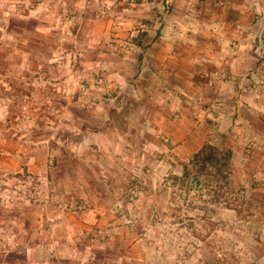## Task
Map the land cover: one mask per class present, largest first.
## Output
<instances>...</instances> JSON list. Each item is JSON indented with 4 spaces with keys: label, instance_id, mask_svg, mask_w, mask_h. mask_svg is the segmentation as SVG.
Masks as SVG:
<instances>
[{
    "label": "rangeland",
    "instance_id": "rangeland-1",
    "mask_svg": "<svg viewBox=\"0 0 264 264\" xmlns=\"http://www.w3.org/2000/svg\"><path fill=\"white\" fill-rule=\"evenodd\" d=\"M116 21L122 28L116 37L97 38ZM167 24L176 50H210L207 56L180 50L172 54L176 63L194 65L203 57L221 66L219 82L227 73L236 78L212 87L224 99L219 103L236 111L223 119L228 127L210 128L202 146L233 153L230 166L219 167L223 175L191 165L202 148L183 161L188 154L178 140L165 143L171 145L165 153L156 150L165 164L152 158L129 164L121 147L115 150L120 160L103 166L97 147L81 149L75 133L61 128L68 132L58 136L48 128L65 106L85 120L90 106L114 100L115 91L102 90L109 69L97 65L126 58V72L136 78L149 50L167 42ZM99 40L115 45L106 56ZM41 70L62 82L45 103ZM260 108L264 0H0V144L17 158L0 159V220L6 222L0 264H264ZM129 112L120 119L131 120ZM93 115L87 120L96 122ZM32 154L43 162L38 175L21 164L20 157Z\"/></svg>",
    "mask_w": 264,
    "mask_h": 264
},
{
    "label": "crops",
    "instance_id": "crops-1",
    "mask_svg": "<svg viewBox=\"0 0 264 264\" xmlns=\"http://www.w3.org/2000/svg\"><path fill=\"white\" fill-rule=\"evenodd\" d=\"M34 17L36 18L37 16ZM131 23L128 22V25H131ZM105 27L101 35H97V38L116 37V32L122 29L118 27L117 21L114 24L109 23ZM171 28V24L166 25L164 33L168 38L164 37V39L167 42H163L162 46H153L149 50V58L147 56L148 60L143 65L142 74L140 75L138 68L136 78L128 76L126 58L121 59L117 64L101 61L97 65L104 67V69H109L110 82H105L102 90L108 91L110 89L115 91L117 97L114 100L120 103H109L114 100H100V97H98L100 102L96 103L95 107L93 105L90 106L89 109V112L94 114L92 118L96 122L92 121L93 119L91 120L92 122L87 120V118L91 117L90 113L83 111L85 114H90L89 116L86 115L87 118L82 116L85 119L83 120V118H80L82 112H77L70 106H65L58 111L60 114L54 118L52 125L48 126V128H55L54 132L58 133V136L68 132V130L75 133L78 136V146L81 149H87L89 146L94 149L97 147L99 153L102 154V161L100 162H103V166H107L115 158L120 160L115 150L121 147L123 149L122 153H124V157H126L129 164L133 162L140 164L148 159L150 161V158L159 164H165L166 157L164 155L160 156L156 150L161 149L164 153L169 151L171 145L165 143H174V140H178L181 143L179 150L183 148L186 150L188 155H184L183 161L188 162L209 140L210 128H226L229 126L223 119L227 118L229 114L235 115L236 108L234 107L232 113V109L229 108L231 106L220 104L221 98H216V95L213 94L215 88L213 90L212 87L216 83L230 84L236 78L227 73L223 81L219 82L221 66L203 60V57L198 58L200 60L194 65L184 60L176 63L172 54L180 52V50L185 53L190 51L188 53L202 55H206V52H210V50L205 46H188L186 48L180 46L179 50H176L169 38ZM65 33L70 34L71 32L67 30ZM89 36L91 37V34ZM99 41L102 43L101 52L104 55L115 46L107 41ZM152 54L156 57V60L152 58ZM101 64L104 66H101ZM136 64V66L139 65L138 62ZM112 65H115L113 70H111ZM135 65L132 66L133 69L136 68ZM225 70L229 71L230 69L228 70V67H226ZM54 71L52 69L50 71L51 74ZM145 73H147L146 77L143 76ZM46 76V70H41L40 81L44 90L41 91L40 99L44 103L52 99L54 95V93L50 92L52 87L53 91H56V88L58 89L62 85V82L55 83L52 77L47 79ZM56 79H58L57 76ZM216 90L218 91V87ZM219 96L225 97V94L221 92ZM88 99L91 103L92 98ZM125 99H129L131 105L128 102L126 103ZM142 108H144L142 111L145 113L143 114L144 118L140 112ZM127 109H130L129 113L132 119L125 122L120 118L125 116ZM260 109L262 114H264V109ZM61 128H67L68 130H60ZM74 128L80 129L75 130ZM140 133H146L144 134L146 136H142L141 142H136L134 140L135 134ZM147 133L150 136H147ZM145 141L146 143H144ZM139 143L142 144L139 145ZM1 144L0 159L3 158L4 161L16 160L17 158H12V154L7 152L5 142L1 141ZM138 146L142 148L140 152L135 151ZM187 150H190V154ZM137 152H139L138 155ZM20 159L22 166L25 162L24 167L29 166L30 173L39 174L38 165L43 164V162L39 163L41 161L40 157L32 154L20 157ZM23 171L25 169H22L21 173ZM106 180L112 181L110 178ZM115 194L117 193L115 192ZM108 195L107 193L104 198ZM106 206L108 207V204L104 203V207ZM5 225L6 222L0 220V229Z\"/></svg>",
    "mask_w": 264,
    "mask_h": 264
},
{
    "label": "trees",
    "instance_id": "trees-1",
    "mask_svg": "<svg viewBox=\"0 0 264 264\" xmlns=\"http://www.w3.org/2000/svg\"><path fill=\"white\" fill-rule=\"evenodd\" d=\"M232 159V152L222 155L221 152L214 146L206 145L194 156L191 165L200 166L202 171L207 170L208 166H212L217 169L218 175H223V172L220 168L229 167Z\"/></svg>",
    "mask_w": 264,
    "mask_h": 264
},
{
    "label": "built area",
    "instance_id": "built-area-1",
    "mask_svg": "<svg viewBox=\"0 0 264 264\" xmlns=\"http://www.w3.org/2000/svg\"><path fill=\"white\" fill-rule=\"evenodd\" d=\"M86 90H87L86 86H82V91H86Z\"/></svg>",
    "mask_w": 264,
    "mask_h": 264
}]
</instances>
